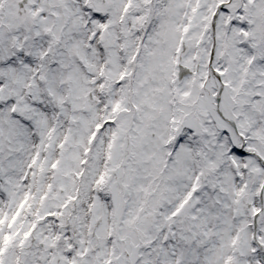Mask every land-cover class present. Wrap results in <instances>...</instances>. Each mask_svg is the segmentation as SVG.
Segmentation results:
<instances>
[{
	"label": "snow or ice",
	"instance_id": "obj_1",
	"mask_svg": "<svg viewBox=\"0 0 264 264\" xmlns=\"http://www.w3.org/2000/svg\"><path fill=\"white\" fill-rule=\"evenodd\" d=\"M0 264H264V0H0Z\"/></svg>",
	"mask_w": 264,
	"mask_h": 264
}]
</instances>
